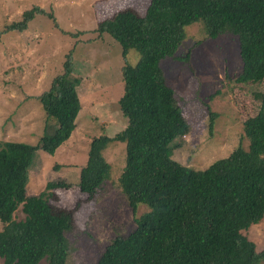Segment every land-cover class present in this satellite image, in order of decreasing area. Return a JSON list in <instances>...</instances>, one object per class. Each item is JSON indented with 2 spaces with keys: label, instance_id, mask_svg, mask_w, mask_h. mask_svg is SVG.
Masks as SVG:
<instances>
[{
  "label": "trees",
  "instance_id": "1",
  "mask_svg": "<svg viewBox=\"0 0 264 264\" xmlns=\"http://www.w3.org/2000/svg\"><path fill=\"white\" fill-rule=\"evenodd\" d=\"M33 6L4 31H23L35 14ZM201 20L208 38L235 35L242 68L237 84L264 79V0H150L143 14L124 9L105 18L96 29L122 48L123 90L118 106L126 126L114 136L91 138L80 167L77 188L94 195L109 177L103 151L112 141L125 143V164L118 184L134 216V229L110 240L95 264H260L264 249L244 234L264 217V91L243 121L238 145L204 169L177 164L171 154L190 126L161 61L174 58L184 28ZM2 32V31H1ZM130 50L139 54L132 65ZM71 53L62 71L36 98L45 113L37 143L0 141L1 264H65L73 225L69 210L53 209V190L68 187L48 181L42 191L27 195L29 170L37 150L54 154L74 131L80 110ZM55 120L53 122L52 120ZM139 204L148 210L137 215ZM24 217H14L18 207Z\"/></svg>",
  "mask_w": 264,
  "mask_h": 264
},
{
  "label": "rangeland",
  "instance_id": "2",
  "mask_svg": "<svg viewBox=\"0 0 264 264\" xmlns=\"http://www.w3.org/2000/svg\"><path fill=\"white\" fill-rule=\"evenodd\" d=\"M149 1L0 0V141L37 143L45 113L36 97L62 71L67 53L72 56L73 76L79 79L76 90L81 107L76 127L54 154L35 152L27 184V195L38 194L48 181L69 184L55 188L50 199L55 211L73 214V225L66 233L65 264H95L112 238L126 236L135 227L118 184L125 164L124 142L112 141L103 151L109 177L94 195L82 193L77 183L91 138L112 137L127 123L118 106L123 90L122 48L109 34L99 35L96 29L99 22L120 10L143 14ZM33 6L44 12L35 14L25 30L4 31ZM138 58L136 51L128 52L130 64H136ZM160 65L190 126L180 146L172 151L177 164L204 169L227 156L241 138L247 148L243 121L257 111L259 102L253 92L264 91V79L244 85L235 82L242 68L235 35L208 38L203 22L197 20L184 28L175 57ZM146 210L145 204H139L137 215ZM14 217H24L20 206ZM244 234L262 251L264 217Z\"/></svg>",
  "mask_w": 264,
  "mask_h": 264
}]
</instances>
